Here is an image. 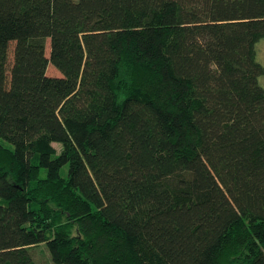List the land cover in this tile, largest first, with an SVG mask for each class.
<instances>
[{"label":"trees","instance_id":"1","mask_svg":"<svg viewBox=\"0 0 264 264\" xmlns=\"http://www.w3.org/2000/svg\"><path fill=\"white\" fill-rule=\"evenodd\" d=\"M260 39L264 0H0V264H264Z\"/></svg>","mask_w":264,"mask_h":264},{"label":"rangeland","instance_id":"2","mask_svg":"<svg viewBox=\"0 0 264 264\" xmlns=\"http://www.w3.org/2000/svg\"><path fill=\"white\" fill-rule=\"evenodd\" d=\"M49 40H46V44H45V55L46 57H49ZM13 48V44L11 45V51ZM255 50H256V60L262 64V66L264 67V39H260L259 41H257L256 45H255ZM10 57H12V52H10ZM46 73L47 75H51V76H60V72L54 67L52 66L50 63H48L47 65V69H46ZM259 83L261 84V86L264 88V74H262L259 77ZM56 149H60V144L59 143H54L53 144ZM63 170H65V168H63ZM32 252V256H33V260L36 264H54L49 256V253L46 249V247L44 246V244H40V245H36L31 249Z\"/></svg>","mask_w":264,"mask_h":264}]
</instances>
